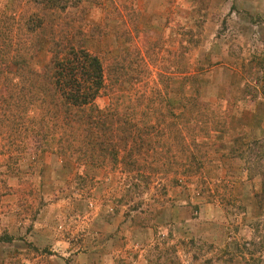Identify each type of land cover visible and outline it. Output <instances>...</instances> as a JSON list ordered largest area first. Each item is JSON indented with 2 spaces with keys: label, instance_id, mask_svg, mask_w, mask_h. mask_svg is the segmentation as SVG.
<instances>
[{
  "label": "trees",
  "instance_id": "obj_1",
  "mask_svg": "<svg viewBox=\"0 0 264 264\" xmlns=\"http://www.w3.org/2000/svg\"><path fill=\"white\" fill-rule=\"evenodd\" d=\"M109 1L0 0V201L14 199L17 218L35 221L47 206V170L83 196L117 182V207L158 215L169 189L212 202L210 167L245 159L229 94L215 103L211 75L196 66L198 34L183 30L166 50L136 46L134 11L117 12L109 44L106 24L91 19Z\"/></svg>",
  "mask_w": 264,
  "mask_h": 264
},
{
  "label": "rangeland",
  "instance_id": "obj_2",
  "mask_svg": "<svg viewBox=\"0 0 264 264\" xmlns=\"http://www.w3.org/2000/svg\"><path fill=\"white\" fill-rule=\"evenodd\" d=\"M107 6L95 8L91 19L106 24L112 45L123 20L117 12L134 11L136 46L150 41L166 50L183 30L198 34L196 66L211 75L215 103L229 94L223 106L233 115L230 136L245 144V159L210 167L212 202L194 193L180 199L179 190L169 189L158 215L117 207L114 199L123 192L117 182L83 196L64 189L65 172L47 170L41 191L49 194L48 204L35 221L12 215L14 199L0 201V264H264V0H116V9L110 1ZM188 204L199 208H181Z\"/></svg>",
  "mask_w": 264,
  "mask_h": 264
}]
</instances>
